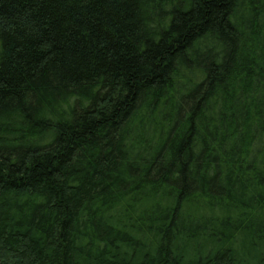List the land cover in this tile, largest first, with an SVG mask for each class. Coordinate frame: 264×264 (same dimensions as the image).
<instances>
[{
    "label": "trees",
    "instance_id": "trees-1",
    "mask_svg": "<svg viewBox=\"0 0 264 264\" xmlns=\"http://www.w3.org/2000/svg\"><path fill=\"white\" fill-rule=\"evenodd\" d=\"M0 264H264V0H0Z\"/></svg>",
    "mask_w": 264,
    "mask_h": 264
}]
</instances>
